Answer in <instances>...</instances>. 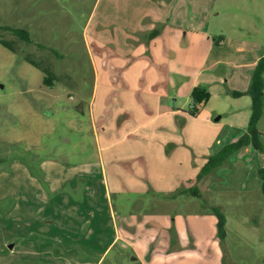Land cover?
<instances>
[{
	"label": "crops",
	"instance_id": "0c3cea01",
	"mask_svg": "<svg viewBox=\"0 0 264 264\" xmlns=\"http://www.w3.org/2000/svg\"><path fill=\"white\" fill-rule=\"evenodd\" d=\"M181 1H96L84 33L91 85L89 90L75 83L65 88L89 94L78 106L89 121V148H80L71 165L57 164L69 178L50 182L49 198L40 199L43 230L34 250L36 264H63L65 258L100 264L119 242L134 249V260L141 264L224 262L218 219L199 202L206 194L221 192L210 185L219 168L201 179L198 175L210 156L242 136L235 135L231 123H223L239 109L222 86L225 59L217 55L207 32L186 23ZM256 64L244 67L250 73ZM198 86L208 88L211 97L192 116L191 95ZM78 133L84 135L81 129ZM194 187L200 198L187 193ZM226 190L240 193L241 187ZM247 191L262 193V180L242 193ZM244 201L218 206L222 210ZM18 221L37 224L29 218ZM31 237L16 234L0 248V259Z\"/></svg>",
	"mask_w": 264,
	"mask_h": 264
},
{
	"label": "rangeland",
	"instance_id": "374dc122",
	"mask_svg": "<svg viewBox=\"0 0 264 264\" xmlns=\"http://www.w3.org/2000/svg\"><path fill=\"white\" fill-rule=\"evenodd\" d=\"M96 1L0 0V40L9 42L14 50L0 43V248L16 234L32 236L24 247L1 258L0 264L37 263L39 256L34 250L43 230L39 222L40 199L49 198L50 182L69 178L57 164L71 165L78 161L76 152L80 148H89L86 110L78 108L89 94L65 88L75 83L89 90L91 85L92 66L84 33ZM181 2L186 7V23L192 22L207 32L217 55L226 61L220 66L222 86L230 96L228 101L235 102L239 112L226 115L223 123H231L235 135H243L252 115L251 97L235 99L230 91H234L233 87L240 92L249 88L254 69L249 73L250 68L244 65L258 63L264 56V0ZM16 30L26 31L32 42L23 40ZM26 57L50 70L53 86L44 84L45 73L27 62ZM257 127L264 134V107ZM225 128L228 129L226 125ZM261 141V153L251 146L250 152L233 154L217 175L211 176L210 185L219 186L221 192L206 194L199 200L200 208L209 211L222 202L245 199L239 206L222 209L230 217L228 237L222 245V264H264V194L242 193L255 182L261 184L258 169L264 167V136ZM46 161L49 164L44 166ZM236 187H241L240 193L224 192ZM70 188L72 183L64 192ZM18 218L33 219L37 224L30 226ZM32 241L34 246L30 245ZM196 251L204 257L209 255ZM26 256L30 258L24 259ZM135 257L134 249L119 242L100 264H141ZM71 260L65 258L63 264H82Z\"/></svg>",
	"mask_w": 264,
	"mask_h": 264
},
{
	"label": "trees",
	"instance_id": "16d2710c",
	"mask_svg": "<svg viewBox=\"0 0 264 264\" xmlns=\"http://www.w3.org/2000/svg\"><path fill=\"white\" fill-rule=\"evenodd\" d=\"M16 33L26 42L28 43L32 42L30 35L26 31L18 30ZM0 43L4 47L14 51L9 42L5 40H0ZM25 60L30 64H32L33 66L38 67V69L42 70L45 73L44 84L53 86L52 81L54 77L49 69L43 68L38 62L32 60L29 57H26ZM230 94L233 97H240V98L241 96L248 95L252 99V115L247 127V131L239 139L225 145L216 154L210 156L207 162L202 167L200 174L198 175V179H201L202 177L206 176V174L208 175L214 170L222 167L233 154L239 152L240 150L248 146H252L255 150L259 151L260 153L263 152V144L261 138L264 136V134H262L258 130L257 123L262 115L263 107H264V56L258 61L252 73L251 82L248 90L245 92L230 91ZM210 97H211V93L208 90V88L204 86H198L194 88L191 95L192 107L190 108L189 113L192 116L198 115L202 110V108L204 107V105L210 100ZM258 175L262 180V193L264 194V167H260L258 169ZM188 192L193 197H197V198L201 197V194L197 187L190 188L187 191V193ZM209 211L212 214H214L218 219V223H217L218 237L220 240L223 241L227 235L226 215L223 213L221 208L217 206L210 207Z\"/></svg>",
	"mask_w": 264,
	"mask_h": 264
}]
</instances>
